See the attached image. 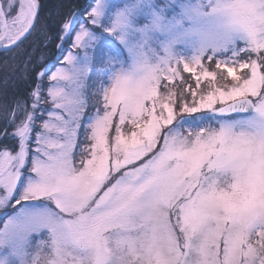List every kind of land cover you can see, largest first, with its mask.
I'll use <instances>...</instances> for the list:
<instances>
[{
  "label": "snow or ice",
  "instance_id": "1",
  "mask_svg": "<svg viewBox=\"0 0 264 264\" xmlns=\"http://www.w3.org/2000/svg\"><path fill=\"white\" fill-rule=\"evenodd\" d=\"M0 52V264H264V0H0Z\"/></svg>",
  "mask_w": 264,
  "mask_h": 264
},
{
  "label": "trees",
  "instance_id": "2",
  "mask_svg": "<svg viewBox=\"0 0 264 264\" xmlns=\"http://www.w3.org/2000/svg\"><path fill=\"white\" fill-rule=\"evenodd\" d=\"M45 2L48 3L49 5H53V4H56V3H60L61 0H45ZM63 2L66 3L67 0H63ZM83 2H84V0H72L73 4L83 3ZM46 51L48 53V58L50 60L49 68L54 70L53 65L58 66L57 58H56V56L53 55V53L56 50L52 49V48H49ZM57 55H58V53H57ZM11 56H12V54L9 53L8 54L9 63H8V65H5V63H4L5 55H4L3 52H0V83H2V81L5 79V77H11L13 75V72H12L13 62L11 60ZM20 70L21 69L19 67H17L15 74L18 75ZM189 75H190L189 73H184V76H186V77L189 76Z\"/></svg>",
  "mask_w": 264,
  "mask_h": 264
}]
</instances>
